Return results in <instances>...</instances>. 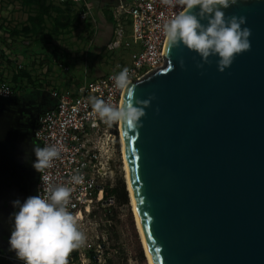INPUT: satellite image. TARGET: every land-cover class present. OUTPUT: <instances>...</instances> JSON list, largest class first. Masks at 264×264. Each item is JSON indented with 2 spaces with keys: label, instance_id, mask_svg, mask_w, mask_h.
<instances>
[{
  "label": "water",
  "instance_id": "obj_1",
  "mask_svg": "<svg viewBox=\"0 0 264 264\" xmlns=\"http://www.w3.org/2000/svg\"><path fill=\"white\" fill-rule=\"evenodd\" d=\"M223 11L246 17L252 33L251 50L224 72L216 56L197 68L198 54L166 44L162 62L130 78L136 99L155 96L142 127L121 124L154 264H264V0ZM13 104L0 102V253L17 259L8 244L13 202L35 195L39 172L34 122L12 120Z\"/></svg>",
  "mask_w": 264,
  "mask_h": 264
},
{
  "label": "built area",
  "instance_id": "obj_2",
  "mask_svg": "<svg viewBox=\"0 0 264 264\" xmlns=\"http://www.w3.org/2000/svg\"><path fill=\"white\" fill-rule=\"evenodd\" d=\"M56 2L71 3L80 11L81 19L89 14L85 0ZM180 9V5L168 6L161 0L118 1L113 10L116 29L106 50H132L128 63L120 71L127 67L131 78L138 71L165 59L167 43L162 25ZM118 73L84 81L73 91L52 90L50 97L55 101L54 106L39 115L34 122L32 133L37 146H55L60 151L59 158L52 162V166L39 173L35 195L47 196L46 189L49 184L72 188L68 209L77 216L78 226L87 238L82 247L70 253L68 264L105 263L104 246L96 243L97 238L89 231L93 223L88 220V216L95 204L103 200V184L111 172V161L118 147L117 142L120 143V123H113L111 126L104 123L93 112L88 98L95 96L108 104L119 106L124 90L115 86L113 77ZM14 96L16 94L12 87L6 81L0 80V100H11ZM78 173L83 175L84 181L78 185L73 184L71 176ZM45 176L48 177L47 180L44 179ZM109 201L111 203L112 198ZM0 257L6 256L0 253ZM13 260L23 264L18 259Z\"/></svg>",
  "mask_w": 264,
  "mask_h": 264
},
{
  "label": "clouds",
  "instance_id": "obj_3",
  "mask_svg": "<svg viewBox=\"0 0 264 264\" xmlns=\"http://www.w3.org/2000/svg\"><path fill=\"white\" fill-rule=\"evenodd\" d=\"M161 2L168 6L180 5L182 9L162 25L169 51L182 44L200 56L202 63H198L197 68L210 64L209 57L216 56L217 70L224 72L237 55L251 50V29L242 27L246 24V17H226L223 11L236 5L237 0ZM201 20H206V25ZM183 64L181 60L180 66L183 67ZM113 79L118 89L127 90V99L119 106H113L103 99L90 96L88 100L93 112L109 126L120 123L132 130L142 127L141 118L146 115L145 109L155 96L150 95L144 100L135 98L127 67ZM33 152L36 159L32 166L39 173L50 168L60 156L55 146L34 147ZM83 181L82 174L71 176L73 184L78 185ZM72 190L64 185L49 184L47 196L37 194L27 197L23 203L18 200L13 202L18 211L12 214L8 244L9 250L15 252L16 258L23 264H68L70 253L85 244L87 238L78 226V218L68 209Z\"/></svg>",
  "mask_w": 264,
  "mask_h": 264
},
{
  "label": "crops",
  "instance_id": "obj_4",
  "mask_svg": "<svg viewBox=\"0 0 264 264\" xmlns=\"http://www.w3.org/2000/svg\"><path fill=\"white\" fill-rule=\"evenodd\" d=\"M85 1L88 4L89 14L84 19L80 18V11L74 8L71 3L58 4L56 0L47 1L53 10L47 17L44 32L34 35L27 32L28 29H32L28 23V18L32 14L29 8L22 6L19 0H0V80L6 81L15 88L16 95H24L23 99L29 98L27 94L30 89V86H27L24 81L33 87L32 96L40 95L42 91L44 95L48 94V102L43 110L54 106L55 101L50 97L52 90L66 91L71 88L76 90L84 81H92L111 74L106 72L110 67L105 65L102 51L106 49L115 32L116 21L113 10L119 0ZM122 1L129 2V0ZM123 21L127 23V20L123 19ZM26 26L27 31H24L23 28ZM39 46L53 47L52 50H49V53L53 55L46 56L43 65L37 64ZM75 46L77 48L87 46L82 57L83 61L81 58H77L79 57L77 51L76 53L72 52L71 47ZM67 58L74 60L75 64L81 62L83 71L80 72V76L69 74L70 66L67 63ZM15 65H19V71L20 69H22L21 71H30L32 78L25 72L19 74ZM81 65L79 63L78 69ZM38 75L40 77H37ZM33 76L40 80V84L33 82ZM28 77L31 79L30 81ZM41 84H45L43 89ZM30 98L32 97L30 96ZM35 99L39 101V97ZM41 103L42 100L39 105ZM0 264L19 263L7 257H0Z\"/></svg>",
  "mask_w": 264,
  "mask_h": 264
},
{
  "label": "rangeland",
  "instance_id": "obj_5",
  "mask_svg": "<svg viewBox=\"0 0 264 264\" xmlns=\"http://www.w3.org/2000/svg\"><path fill=\"white\" fill-rule=\"evenodd\" d=\"M53 47L50 46H39V64L45 63V58L52 56L53 54H50L49 50H52ZM87 46H79L78 48L71 47L73 53H78L77 58L83 57V54L86 52ZM135 50V49H133ZM92 51V50H91ZM132 50H117L116 52L112 53L108 50L102 51V56L104 58L103 61L105 62L106 67H110L109 70H106L108 73H118L120 69L128 63V57ZM20 56V54H19ZM76 57V56H75ZM16 59V57H15ZM19 59V58H18ZM68 65L70 66V73L72 76H80V72L83 71L81 62L74 63V60L72 59H66ZM77 61L80 59H76ZM43 61V62H42ZM83 61V59H82ZM80 63V69H78ZM42 64V65H43ZM15 69L19 71V65L14 66ZM107 69V68H106ZM25 72L30 78L32 76L30 75V71H21ZM82 76V75H81ZM28 80L30 81L31 79ZM37 77H40L38 75ZM36 76H33V82L39 83L40 80L36 79ZM82 80V77H81ZM27 86H30V89L28 91L27 97L30 98V96L35 99L36 97H39V103L42 100V103L40 104L41 110L45 108L46 103L48 102L47 96L48 94L44 95L42 92L36 95H31V91L34 90L33 87H31V84H29L27 81H24ZM40 84V83H39ZM45 84H41L42 89ZM71 88V87H70ZM68 90H73L68 89ZM24 95L17 94L14 96L11 100H5V103H11L13 101H20L23 99ZM26 97V95H25ZM28 100V99H27ZM36 100V99H35ZM117 150L115 151V154L112 156V163L110 167V173H108L107 180L103 184V189H110L115 188L118 181L120 179H123L126 187V181H125V173L123 171V159H122V149L121 144L119 142ZM117 152V153H116ZM127 188V187H126ZM128 193V191H127ZM103 198V195H102ZM101 203L95 204V207L91 209V213L88 216V220L93 223V225L90 227L89 231L93 236H95L96 243L102 244L104 246L103 249V258L105 263L104 264H148L144 250L140 241V237L135 225V219L132 211V207L130 204L129 194H128V203L127 204H120L117 203L113 198L110 203L108 200H102Z\"/></svg>",
  "mask_w": 264,
  "mask_h": 264
},
{
  "label": "trees",
  "instance_id": "obj_6",
  "mask_svg": "<svg viewBox=\"0 0 264 264\" xmlns=\"http://www.w3.org/2000/svg\"><path fill=\"white\" fill-rule=\"evenodd\" d=\"M19 1L22 4V6L28 7L30 12L32 13L28 18V23H30L32 29L30 30L28 29L27 31V26H26V28H23V30L27 31L28 33H32L34 35H40L41 33H43L46 27V22L48 19L47 17H49L50 11L53 10V7L49 3H47V1L50 0H19ZM12 89L16 94L17 93L16 89L13 87ZM46 111L47 110H42V113ZM109 198H113L117 203L120 204L128 203V193L126 191V187L123 179H120L118 181L115 188H110L103 191V200H107ZM102 203L103 202H101V204Z\"/></svg>",
  "mask_w": 264,
  "mask_h": 264
},
{
  "label": "flooded vegetation",
  "instance_id": "obj_7",
  "mask_svg": "<svg viewBox=\"0 0 264 264\" xmlns=\"http://www.w3.org/2000/svg\"><path fill=\"white\" fill-rule=\"evenodd\" d=\"M28 99V100H27ZM0 102L5 103L4 101L0 100ZM11 107H9L8 115L12 120H22L26 123V126L35 122L36 118L42 114L41 107L39 105V101L33 98H25L20 101H13ZM22 113H28L26 116Z\"/></svg>",
  "mask_w": 264,
  "mask_h": 264
},
{
  "label": "bare ground",
  "instance_id": "obj_8",
  "mask_svg": "<svg viewBox=\"0 0 264 264\" xmlns=\"http://www.w3.org/2000/svg\"><path fill=\"white\" fill-rule=\"evenodd\" d=\"M119 140H120V143L122 145L121 149H122V159H123V171L125 173L126 187H127V191H128V194H129L130 204H131L133 215H134V219H135V225H136L139 237H140V241H141V244H142V247H143V250H144V254H145L147 263L148 264H154L153 258H152L151 254H150V251H149L147 243H146V239H145V236H144L141 224H140L139 216H138V213H137V210H136L135 202H134V199H133V196H132V190H131L129 177H128V173H127V167H126L127 165H126L124 145H123V140H122V127H121V124L119 125Z\"/></svg>",
  "mask_w": 264,
  "mask_h": 264
}]
</instances>
